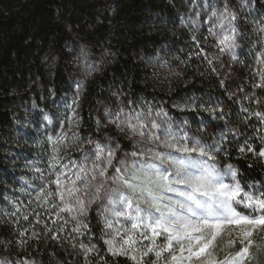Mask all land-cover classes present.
I'll return each instance as SVG.
<instances>
[{"label": "trees", "instance_id": "16d2710c", "mask_svg": "<svg viewBox=\"0 0 264 264\" xmlns=\"http://www.w3.org/2000/svg\"><path fill=\"white\" fill-rule=\"evenodd\" d=\"M225 2L0 0V264H133L109 252L96 205L82 216L88 228L77 234L73 220L51 201L38 206L24 181L34 152L41 175L31 182L41 188L49 174V138L61 127L73 91L66 47L72 31L103 54L78 100L72 146L88 152L96 143L112 142L131 151L106 124L107 113L117 104L127 110L131 101L145 112L151 108L152 116L161 112L158 118L190 139L218 147L214 162L221 169L231 165L245 191H264L258 155L264 151V121L255 115L264 114V0H227L237 16V47L231 51L217 43L229 21L221 28L212 17ZM191 12L199 13L197 21L189 20ZM159 56L173 73L157 69ZM21 113L33 126L28 137ZM30 139L37 143L31 156L24 151ZM81 243L96 250L85 252Z\"/></svg>", "mask_w": 264, "mask_h": 264}, {"label": "snow or ice", "instance_id": "6c2138e0", "mask_svg": "<svg viewBox=\"0 0 264 264\" xmlns=\"http://www.w3.org/2000/svg\"><path fill=\"white\" fill-rule=\"evenodd\" d=\"M212 17L220 22L218 26L221 28L225 27V20L229 21V34L223 35L219 41L221 51L237 47L234 38L237 28L232 23L237 16L227 0L222 11L213 9ZM259 30L264 32V28ZM137 107L141 110L137 111ZM255 115L264 121V114ZM151 116V108L145 112L142 106H134L129 101L127 111L120 108L115 119L110 120L133 140V150L125 153L123 158L117 157L119 145L96 143L91 153H84L83 159L78 164L73 163L70 169L67 163H60L59 149L54 142L48 167L55 179H49L47 183L55 184L56 190L50 192L46 185H42L36 197L38 206L50 203L49 198L58 197L60 203H50V206L75 213L71 216L75 221L72 231L81 234V226L87 229L88 225L79 217L85 216L92 205H96L105 228L113 230L112 233L105 232V235L112 236L104 241L109 252L113 256H130L136 264H144L143 258L149 253H154L156 260L148 264H157L165 251L176 264H182L185 259L189 262L193 258L202 260L226 225H244L246 230L241 242L248 240L247 246L223 260L207 259L202 260V264H245L246 259L252 258L248 238L253 235V230L264 228V191H245L231 165L221 171L215 164H210L209 161L215 160L218 147L202 145L183 132L173 131L166 120L157 122L150 119ZM155 116L161 117V112H156ZM165 126L167 130L160 131ZM160 148L169 151H160ZM248 150L252 149L249 147ZM258 155L264 157V151ZM165 164L173 170L164 167ZM36 171L41 170L37 168ZM69 171H72L71 175ZM62 178L68 183L62 184ZM165 193H172L177 199L165 196ZM165 200L168 203H163ZM238 209H248V212ZM148 230L152 233V244L134 249L133 245L138 241L133 238V233L139 232L143 239H149ZM156 236H164L166 243L156 246ZM174 244L179 245V256L171 252ZM80 248L92 252L96 245L81 243ZM164 264H169V258H164Z\"/></svg>", "mask_w": 264, "mask_h": 264}, {"label": "rangeland", "instance_id": "374dc122", "mask_svg": "<svg viewBox=\"0 0 264 264\" xmlns=\"http://www.w3.org/2000/svg\"><path fill=\"white\" fill-rule=\"evenodd\" d=\"M180 1V0H176ZM179 12V10H178ZM198 12H191L188 15V18L190 21H197L198 18ZM206 20L208 22L212 21V17L209 15L207 16ZM194 30H198V27L196 26ZM210 30V29H209ZM71 34V40L66 44L67 51L71 56V65L73 67V91L68 97H66V117L61 121V127L52 134L51 140L49 141L50 147H49V156L51 157L53 153V143L56 142V146L59 149V156H60V163H67L69 168H72L73 163H79L83 159L84 153H91L93 150L94 146L88 150V152L85 150L83 147H74L71 145L70 138L73 134V131L77 129V123H78V117H77V106H78V100L80 99L81 93L83 92V89L85 87L86 81L90 78V76L97 71V68L99 66L100 60L102 58V55L99 52H96V50L90 46L89 44L85 43L80 35L74 31L70 32ZM213 33V32H211ZM229 34L228 29L223 31V34L218 35L220 39L223 38V35ZM220 41V40H219ZM219 41L217 42L219 45ZM159 58L162 60V64L157 67L159 71H161L162 74L164 75H170L172 70L167 69L166 65L164 64L165 59L163 56H159ZM54 59H52L50 62H53ZM174 71V70H173ZM120 108H122L119 104L116 105V108H114L111 112L107 113L106 115V124L111 126L112 128L115 129V132L121 137L124 138L126 143H128L129 147H131V151L133 150V140L129 139L128 136H126L124 133L119 131L116 126L112 123H110L111 119H115V113L119 112ZM127 111V110H126ZM21 116V123L20 126L23 127L24 129L22 130L24 132L25 137L30 136L31 133L34 132L33 126L28 122V115L27 114H20ZM150 119H155L157 122H160L161 119L158 118L157 116H151ZM168 126V125H167ZM167 126L162 128L160 131H166ZM171 129L177 133L182 132V130H174L172 127ZM156 131V130H153ZM66 134V135H65ZM138 139V137L136 138ZM10 145L13 147L17 148V143L13 141ZM101 145V144H100ZM105 144H102V146ZM118 144L110 142L107 144V146H116ZM149 147H152V145H148ZM20 150L22 149V146H18ZM30 147L37 149V143L33 142L31 139L26 143V146L24 149L25 153L27 151V154L29 156L32 155L33 152H31ZM74 147V148H73ZM160 151H169V149L166 148H160ZM21 150L20 152H22ZM36 151V150H35ZM121 150L120 146L117 149V157L123 158L125 153H130ZM264 161V157H263ZM210 164H215L218 169L223 171L224 169H221L215 162L214 160L209 161ZM164 167H168L170 170L171 166L165 164ZM40 169V162L39 158L37 157V152H34V156L30 162L25 167V171L27 173L28 179L24 180L26 184L29 183V191L33 195V197H37L39 195L38 189H40L38 186L33 184L31 182V179L35 178L37 175H41V171H36V169ZM72 171H75V169H72ZM72 171H69V175L72 174ZM48 175H46V180L43 183L47 187L49 185H52L50 190L52 192H55L56 190V185L55 184H48L47 181L49 179H55L54 176L50 175L51 174V169L48 171ZM237 179V178H236ZM227 182V181H226ZM62 184H67L68 182L62 178L61 180ZM50 187V186H49ZM165 196H172L173 199H177L172 193H165ZM37 200V199H36ZM49 201L51 203H56L59 204V198H49ZM163 203H168L167 200H165ZM94 206V205H93ZM97 207V206H96ZM141 207H144V205H141ZM57 210L60 211L59 208ZM240 211H246L248 212V209H238ZM63 215H65L68 219H71L72 215H75V213H68V212H62ZM98 214V210H97ZM101 220L103 221V218L100 216ZM79 219H82V217H79ZM115 219V218H113ZM72 220V219H71ZM75 224V221H73ZM104 223V221H103ZM124 223H129L125 221ZM105 227V225H104ZM115 227H119V225H115ZM246 230V226L244 225H226L222 230L220 235L216 238V240L212 243V245L209 246V249L204 253L202 260H207V259H216V260H223L225 256L233 253H237L241 250L243 246L248 245V240H244L242 244V233ZM112 229H106L105 232L112 233ZM147 236L149 239H143L140 235L139 232H134L133 233V238L138 241L135 245H133L134 249H141L143 246H149L152 244V233L150 230L147 231ZM111 235H106L105 240L111 239ZM155 239V245L159 246L164 243H166L164 236H156L154 237ZM251 241V247L249 249L250 254H251V259H246L245 264H264V228L253 230V235L248 238ZM108 247V246H107ZM172 254H176L177 256L180 255L179 252V245L174 244L171 250ZM211 253V255H209ZM130 254H135V252H131ZM185 256H187V252L184 253ZM123 256V255H122ZM128 259H130V256H125ZM167 257L169 258V264H176V262L170 260V253L168 251L163 252L162 257L160 258L159 261H157V264H164V258ZM144 264H148L149 261H155L156 257L154 256V253H149L148 256L143 258ZM202 260H197L193 258L191 262L188 260H184L182 264H202ZM130 261L133 264H136L135 261L131 260Z\"/></svg>", "mask_w": 264, "mask_h": 264}]
</instances>
